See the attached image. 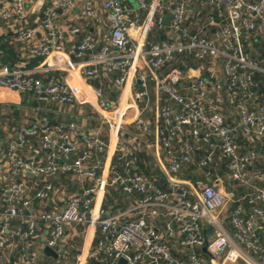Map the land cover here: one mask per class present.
Listing matches in <instances>:
<instances>
[{"label":"built area","instance_id":"2783aa9c","mask_svg":"<svg viewBox=\"0 0 264 264\" xmlns=\"http://www.w3.org/2000/svg\"><path fill=\"white\" fill-rule=\"evenodd\" d=\"M31 1L49 3L37 27L26 28L27 6ZM136 1L139 9L145 11L142 21L123 0H100L110 24L108 45L92 52V37L85 34L75 48L77 60H63L49 67L40 65L31 70L0 61V88L31 92L39 102L73 105L77 99L67 83L52 77H38L37 73L74 70L87 78H94L96 67L104 64L108 72L117 70L123 73L115 80L120 85L129 70L143 65L148 74L135 78L139 85L136 100L146 97L147 80H152L169 100L180 106L176 115H172L168 106H162L158 111V117L165 125L159 132L165 150L170 151L172 141L188 130L194 143L218 141L222 156L229 161L232 181H263L264 171L249 175L248 166L255 159L256 151L239 156L236 134L240 132L249 139L264 140V91L261 92L260 80L264 79V65L257 62L254 48L264 44V0ZM167 1L166 11L172 12L166 29L168 36L151 41L149 37L153 29L166 28L163 6ZM96 3L97 0H0V24L7 25L11 20L17 22L16 39L25 44L30 43L37 29L42 30L43 37L37 44L29 46L27 52L30 56L46 57L61 51V30L56 21L58 12L65 16L78 11L82 18L89 20L96 16ZM72 32L76 33L78 29L74 28ZM87 52L90 55L84 58ZM181 54L210 63L205 77H197L190 82V95L181 94L174 85L182 70L174 67L168 73L163 72L165 65L175 62ZM218 60L223 64L221 73L215 69ZM223 91L244 100L260 98L259 111H250L240 103L239 122L227 125L215 110L214 98L210 97L219 98ZM95 93L101 109L116 111L115 102L105 101L99 89ZM206 103L211 109H206ZM122 120V113L115 119H105L115 136L121 130ZM134 125L138 130H147V125L140 118L135 119ZM76 136L80 138L81 146ZM36 138L38 144L31 148L30 153L20 155V148ZM105 149L103 140L78 131L75 123L51 125L35 121L29 126H20L13 138L0 142L1 258L10 260L14 252L16 261L8 264H41L29 243L39 228L46 235L43 247H49L58 258H65L68 255L65 228L71 224L93 223L101 235L96 242V250L106 258L107 264H119L121 258L124 264H141L145 259H159L162 264H203L195 249H203L212 264H264V246L253 223L242 218L239 209L231 216L235 240L223 228L219 215L225 207L226 197L215 187L206 184L195 189L189 183L172 181V188L164 192L148 178L130 171L132 151L125 145L119 148L124 173H117L112 168V177L104 180L99 175L101 164L98 156ZM190 160V150L186 148L172 161L170 173L175 175L181 164ZM210 162L211 157L207 155L200 165L207 167ZM28 174L42 177L41 186L33 194L29 193ZM62 174H75L92 181L93 185L69 197L61 211L40 209L53 192V186L46 178ZM111 185L119 186L126 194H139L141 198L135 209L142 210V216L123 221L121 213L102 217L101 209L94 216L93 203L98 193ZM170 200L175 202L170 203ZM246 201L253 205V214L259 218L258 228L264 229V190L256 188ZM163 213L168 214L171 221L163 232H158L148 224L146 217L157 218ZM204 225L212 229L209 239ZM175 228L177 235L182 237L179 247L187 250L186 260L173 257L164 242L165 237L176 235Z\"/></svg>","mask_w":264,"mask_h":264},{"label":"crops","instance_id":"0c3cea01","mask_svg":"<svg viewBox=\"0 0 264 264\" xmlns=\"http://www.w3.org/2000/svg\"><path fill=\"white\" fill-rule=\"evenodd\" d=\"M128 3L133 11L138 14L142 21L145 11L139 9L136 0H123ZM48 1L37 3L29 2L27 6L26 28H35L43 19V10L48 5ZM169 2L164 4V18L169 11H166ZM81 6H78L80 9ZM96 16L91 19L82 18L78 11L68 15H61L59 12L56 21L61 30L60 44L61 51L52 52L46 57L30 56L27 49L35 45L43 37L44 32L37 29L35 36L30 43H21L16 39L18 23L11 20L7 25L0 24V61L8 65L22 69H34L38 66L49 67L63 60H77L75 48L78 42L85 34L92 37L95 52L100 47L108 45V32L110 24L106 12L101 7L100 0H97ZM204 15L201 19H203ZM164 30L153 29L149 40L156 41L166 38L167 26ZM74 28L78 32L73 33ZM256 60L264 65V44L263 46H254ZM115 51V50H114ZM90 52H87L84 58H88ZM186 64V67L183 64ZM222 61L218 60L215 69L218 73L223 71ZM210 63L206 61H196L190 56L181 54L177 56L175 62L166 64L163 68L164 73L171 71V68L177 67L182 70V75L174 85L179 92L184 95H190L189 84L197 77H205L209 71ZM97 75L94 78H87L77 71L71 70L63 72L59 70H47L37 73L38 77L55 78L67 83L76 96V103L73 105L59 104L56 102H39L31 92L9 91L0 88V141L5 138H13L20 126H29L35 121H44L51 125H68L75 123L78 131L90 137H97L106 143L105 151L98 156L101 164L99 175L102 179L108 180L115 172L124 173V161L120 158L119 148L123 145L128 146L132 151V162L130 171L143 175L154 183L164 192L172 188V181H181L189 183L195 189L203 185H212L226 197L224 209L220 212V222L227 234L234 238V226L231 222V216L236 210H240V216L250 220L256 230V235L264 246V229H259V218L253 214L252 204L246 201L247 196L256 188L264 190V180L255 181L250 179L247 183L234 182L230 179L229 161L222 156L217 140H211V143H194L188 130L179 134L171 144L170 151L165 150L161 144L159 132L165 128L163 121L158 117V111L162 106L170 107L172 115H176L180 106L172 102L162 93L152 80H147V95L143 99L136 100L135 94L139 90L135 78L147 75L148 69L140 65L136 70H129L124 75V82L116 84L115 80L123 73L114 70L108 72L104 64L96 67ZM261 89L264 87V79L261 78ZM99 89L102 98L107 102L117 104L116 111L103 110L98 105V97L95 90ZM264 91V88L261 92ZM214 98L215 110L222 115L227 125H235L239 122V104L243 103L250 111L258 112L260 109V98L244 100L238 98L226 91L222 92L219 98ZM206 109H211L209 104H205ZM122 113V127L117 136L109 129L106 118L115 119L116 115ZM140 118L146 125L147 130H138L134 121ZM76 141L80 144V138L76 136ZM236 142L239 145V156L248 154L251 150L256 151V157L249 166L248 172L252 176L255 173L264 171V140H257L244 137L240 132L236 134ZM38 144V139L30 141L29 145L20 148V155L26 156L31 148ZM186 148L190 150V162L182 163L178 173H170V165L174 159L183 154ZM209 155L211 162L207 167H202L200 162ZM251 178V177H250ZM52 186L53 192L51 198L40 205V209L61 211L69 197L81 193L84 189L93 185L88 179H82L75 174H62L54 177H47ZM26 181L30 187V194H33L42 183V177L27 175ZM141 198L139 194H126L117 185L107 186L102 192H99L93 203V215H97L99 210L103 211L102 217L116 215L121 213L123 221L136 220L142 216L143 211L135 208ZM174 203L175 200H170ZM163 211V210H160ZM148 224L158 232H163L165 225L171 221L168 214H160L157 218L146 217ZM207 239L212 236V229L204 225ZM176 235L173 238H164L170 253L173 257L186 260L187 250L179 247L181 236ZM100 233L93 223L89 224H71L64 230V237L68 245V255L65 258H52L43 253V241L46 239L44 231L39 228L36 237L30 243L31 249L35 251L41 264H77L79 257L80 263L90 264L95 261L99 264H107V260L96 250V242ZM87 245V246H86ZM194 252L207 264L202 249H195ZM16 253L11 254L10 260L0 257V264H8L10 261H16ZM221 262V261H220ZM141 264H162L159 259H145ZM212 264V261H211ZM223 264H235L225 262Z\"/></svg>","mask_w":264,"mask_h":264},{"label":"water","instance_id":"95a60500","mask_svg":"<svg viewBox=\"0 0 264 264\" xmlns=\"http://www.w3.org/2000/svg\"><path fill=\"white\" fill-rule=\"evenodd\" d=\"M171 15H172V12H168L164 18V25L168 26L169 24V20L171 18ZM1 142V141H0ZM43 253L46 255V256H49V257H52L54 259L57 258V255L55 254V252L53 250H51L49 247H44L43 249ZM119 264H124V260L121 258L119 260Z\"/></svg>","mask_w":264,"mask_h":264},{"label":"rangeland","instance_id":"374dc122","mask_svg":"<svg viewBox=\"0 0 264 264\" xmlns=\"http://www.w3.org/2000/svg\"><path fill=\"white\" fill-rule=\"evenodd\" d=\"M202 254L204 255V258L207 260V264H211V258H210V256L207 255V254H204V253H202ZM235 264H241V263L240 262H237Z\"/></svg>","mask_w":264,"mask_h":264},{"label":"trees","instance_id":"16d2710c","mask_svg":"<svg viewBox=\"0 0 264 264\" xmlns=\"http://www.w3.org/2000/svg\"><path fill=\"white\" fill-rule=\"evenodd\" d=\"M264 87L262 86V89H263ZM90 264H99V263H97V262H95V261H92V262H90Z\"/></svg>","mask_w":264,"mask_h":264},{"label":"bare ground","instance_id":"6f19581e","mask_svg":"<svg viewBox=\"0 0 264 264\" xmlns=\"http://www.w3.org/2000/svg\"><path fill=\"white\" fill-rule=\"evenodd\" d=\"M87 246V245H86Z\"/></svg>","mask_w":264,"mask_h":264}]
</instances>
